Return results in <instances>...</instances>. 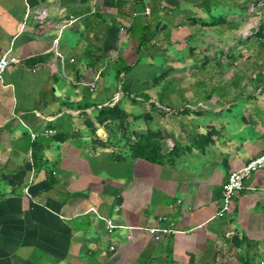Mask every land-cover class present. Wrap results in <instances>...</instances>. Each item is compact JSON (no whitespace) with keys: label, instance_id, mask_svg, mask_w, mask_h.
I'll use <instances>...</instances> for the list:
<instances>
[{"label":"crops","instance_id":"0c3cea01","mask_svg":"<svg viewBox=\"0 0 264 264\" xmlns=\"http://www.w3.org/2000/svg\"><path fill=\"white\" fill-rule=\"evenodd\" d=\"M263 24L264 0H0V60H23L0 83V264H264V172L220 216L264 154ZM149 133L174 166L132 157Z\"/></svg>","mask_w":264,"mask_h":264},{"label":"built area","instance_id":"2783aa9c","mask_svg":"<svg viewBox=\"0 0 264 264\" xmlns=\"http://www.w3.org/2000/svg\"><path fill=\"white\" fill-rule=\"evenodd\" d=\"M96 1V0H94ZM97 11L94 9L91 11V14H96ZM153 13L152 8L150 6L146 7L145 16L149 17ZM46 12H43V14L39 17V19L43 20L46 16ZM139 17V14H137L136 18ZM259 35L263 36L262 41L264 42V24L259 29ZM55 49L59 47V38L54 41ZM57 56L64 62V56H62L61 53H57ZM23 63V60H21L18 57L15 56H4L0 60V83L3 81L4 75L6 72L17 65H20ZM103 74H100L97 81L92 85H84L85 87H88L91 89L92 93H96L99 89V84L102 80ZM58 135L57 131H49L46 136L48 138H54ZM35 139H38V136L35 137ZM264 172V154L257 159L253 160L250 164H248L243 170L234 173L224 188V206L222 211L220 212V216H227L229 213H231L233 209V204L236 199V197L244 192L247 189L246 181L249 177L256 173ZM117 225L114 221H107V230L109 235L114 233L115 228ZM152 233H154L157 236V239H162L163 235H167L169 233L174 232L172 229H158L154 228L151 230ZM115 250V248H113Z\"/></svg>","mask_w":264,"mask_h":264},{"label":"trees","instance_id":"16d2710c","mask_svg":"<svg viewBox=\"0 0 264 264\" xmlns=\"http://www.w3.org/2000/svg\"><path fill=\"white\" fill-rule=\"evenodd\" d=\"M261 39H263L262 35ZM128 119L129 114L120 106H116L113 109L103 110L100 114V123L103 126L110 123H126ZM212 137V135H209L206 138H202V140L207 143H212ZM163 138L162 133H149L133 138V140L128 139L127 141L129 143V149L132 157L135 160L143 159L153 164L162 166H174L177 157L180 156L182 151L172 143L173 149L169 153H164L162 146L157 143L158 140ZM61 141L63 143L66 142V138ZM203 150H206V146H203Z\"/></svg>","mask_w":264,"mask_h":264},{"label":"rangeland","instance_id":"374dc122","mask_svg":"<svg viewBox=\"0 0 264 264\" xmlns=\"http://www.w3.org/2000/svg\"><path fill=\"white\" fill-rule=\"evenodd\" d=\"M251 75L253 76L254 80H256V82H254V85H256V87H252L253 88L252 91L254 94H258V92H261L262 90H264V76H261V73L258 70L252 71ZM262 75H263V73H262ZM235 80H237V79H235ZM257 81H259L260 83ZM227 89H232V87H230V86H226V87L220 86L219 87L220 91L221 90L226 91ZM261 100L264 101V98H261ZM252 105H254V103ZM123 107L125 108V110L126 109L131 110L132 112L133 111L137 112L139 110L138 107L135 106V103H129V102H126V100L123 102ZM257 107H262V106L257 105ZM232 110H233L234 115L236 116L235 117L236 119L230 118L229 121L233 123V120L235 119V122L238 124V125H236L237 127L239 126V123H240V121L238 122V119H237L238 116H244L246 112H251L253 114L251 104L248 102H245L244 100H242L240 103L233 104ZM259 112H260V114H259ZM261 113L264 114V109H261L260 111H258L259 116H261ZM225 116H226V114H225ZM227 116H229V115H227ZM259 120L264 121V118L262 117ZM241 123L243 124V122H241ZM231 130H233V127H231ZM125 170H127V169H125Z\"/></svg>","mask_w":264,"mask_h":264}]
</instances>
